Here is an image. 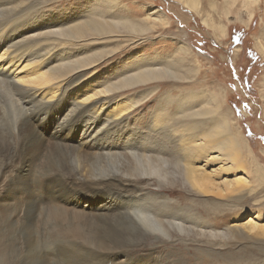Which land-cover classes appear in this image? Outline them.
Segmentation results:
<instances>
[{
    "label": "bare ground",
    "instance_id": "1",
    "mask_svg": "<svg viewBox=\"0 0 264 264\" xmlns=\"http://www.w3.org/2000/svg\"><path fill=\"white\" fill-rule=\"evenodd\" d=\"M35 1L0 0V262L154 264L155 248L147 256L135 252L171 239L173 230L191 234L199 228L195 209L185 210L178 201L171 205L169 196L182 198L183 192L172 187L182 181L197 193L213 189L211 175L188 162L200 151L199 132L205 139L209 135L208 121L176 107L161 131L184 126L187 132L170 156L164 145L153 153L151 146L127 136L121 128L128 113L124 105L137 100L125 92L177 79L175 68L144 67L101 89L85 88L83 77L119 48L74 58L69 53L118 37L137 40L128 34L135 32L134 24L93 16L36 31L37 11L46 4ZM184 5L198 11L197 0ZM50 19L43 17L42 24ZM22 29L27 34L19 35ZM219 31L226 33L224 27ZM247 228L264 237V224L250 220ZM48 236L57 242L41 250L46 243L41 239ZM257 253L254 258L264 264V248Z\"/></svg>",
    "mask_w": 264,
    "mask_h": 264
},
{
    "label": "rangeland",
    "instance_id": "2",
    "mask_svg": "<svg viewBox=\"0 0 264 264\" xmlns=\"http://www.w3.org/2000/svg\"><path fill=\"white\" fill-rule=\"evenodd\" d=\"M48 1H35L46 4L37 11L36 31L93 16H114L135 25L131 26L133 35L128 34L132 39L139 37L137 40L118 37L84 44L69 53L74 58L119 48L83 77L85 88L101 89L144 67L175 68L177 79L125 92L137 100L124 105L128 113L121 128L127 136L151 146L153 153L161 152L156 148L164 145L171 150L170 156L176 154L187 132L184 126L161 131L164 119H171L176 107L190 109L188 113L196 114L199 122L208 121L209 135L205 139L204 132H199L195 142L200 151L188 162L211 175L213 189L208 194L197 193L182 181L183 185L172 186L183 192L182 198L169 196L171 205L178 201L185 210L195 209L199 228L191 234L172 229L171 239L150 242L135 255H146L155 248L154 264H238L243 259L247 264H259L254 257L264 248V237L247 227L250 220L264 224V0H197L195 12L184 0ZM64 14H68L66 18ZM45 16L52 21L42 24ZM154 18L162 21L154 22ZM140 26L146 29L144 35H140ZM20 33L27 34L26 29ZM233 35L239 44L233 42ZM60 61L58 58L48 67ZM201 203L215 204L218 209L206 210ZM41 241V250H51L56 238ZM50 264L63 263L53 259Z\"/></svg>",
    "mask_w": 264,
    "mask_h": 264
},
{
    "label": "trees",
    "instance_id": "3",
    "mask_svg": "<svg viewBox=\"0 0 264 264\" xmlns=\"http://www.w3.org/2000/svg\"><path fill=\"white\" fill-rule=\"evenodd\" d=\"M236 37H237L236 35H233V38H232L233 42L236 43V44H239V41L236 39Z\"/></svg>",
    "mask_w": 264,
    "mask_h": 264
}]
</instances>
